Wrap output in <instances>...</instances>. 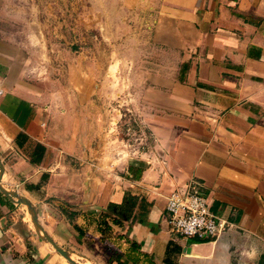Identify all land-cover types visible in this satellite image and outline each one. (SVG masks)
<instances>
[{
	"label": "crops",
	"instance_id": "crops-1",
	"mask_svg": "<svg viewBox=\"0 0 264 264\" xmlns=\"http://www.w3.org/2000/svg\"><path fill=\"white\" fill-rule=\"evenodd\" d=\"M0 91V264H264V0H0ZM123 115L147 138L121 161ZM192 178L210 239L166 228ZM123 192L149 226L100 231Z\"/></svg>",
	"mask_w": 264,
	"mask_h": 264
},
{
	"label": "built area",
	"instance_id": "built-area-1",
	"mask_svg": "<svg viewBox=\"0 0 264 264\" xmlns=\"http://www.w3.org/2000/svg\"><path fill=\"white\" fill-rule=\"evenodd\" d=\"M197 182L192 178L172 187L164 196L166 228L184 239H210L229 228V224L209 208L206 196L196 186Z\"/></svg>",
	"mask_w": 264,
	"mask_h": 264
},
{
	"label": "rangeland",
	"instance_id": "rangeland-1",
	"mask_svg": "<svg viewBox=\"0 0 264 264\" xmlns=\"http://www.w3.org/2000/svg\"><path fill=\"white\" fill-rule=\"evenodd\" d=\"M64 43V42H61ZM66 45V44H65ZM68 46V44H67ZM72 49L78 52V45L76 43H72ZM124 49H126V56H129V47L126 46ZM147 57H143L139 55V60H144ZM170 60V67L171 71L174 68L175 60L173 59L172 55L168 59ZM143 79V74L140 73H126L123 72L121 76L119 77V80H121L122 83L128 82L130 80L134 81H141ZM96 95V93H95ZM115 110H117L120 114L124 111L123 106H118ZM121 119L117 120L116 122L113 121H103L100 120V124H102L101 127L107 126L108 128V136L110 138H107V150L114 155V153H117V158L120 157L121 161L125 159V156L127 155V151H130V149H135L138 146L144 145L146 142L147 135H145L143 128L141 127L139 122L132 121L130 119H127L124 115L121 117ZM108 122V123H107Z\"/></svg>",
	"mask_w": 264,
	"mask_h": 264
},
{
	"label": "trees",
	"instance_id": "trees-1",
	"mask_svg": "<svg viewBox=\"0 0 264 264\" xmlns=\"http://www.w3.org/2000/svg\"><path fill=\"white\" fill-rule=\"evenodd\" d=\"M43 153V148L41 145L36 144L33 147V151L30 155V163H36L38 162V158ZM136 196L133 194H130L128 192H123V196L119 204H113L110 202H107L103 209L99 211L98 219L96 221L97 228L100 231H105L109 227L110 224L119 225L121 220L126 219H135L139 221L140 223H143L147 226L149 224L141 217H134V212H132V207L135 204ZM137 206H139L137 204ZM70 217L73 214H76V212L71 211L68 212Z\"/></svg>",
	"mask_w": 264,
	"mask_h": 264
},
{
	"label": "water",
	"instance_id": "water-1",
	"mask_svg": "<svg viewBox=\"0 0 264 264\" xmlns=\"http://www.w3.org/2000/svg\"><path fill=\"white\" fill-rule=\"evenodd\" d=\"M10 193L12 194V196H13L16 200H18V201H22V202H25L24 199L21 198V196L17 195L16 193H12V192H10ZM33 223L35 224V221H33ZM35 225H36V224H35ZM55 248H56L58 251H60V253H62V254L64 255V257H66L67 259H69L68 254H67L66 251H64L63 249H60V248H58V247H56V246H55Z\"/></svg>",
	"mask_w": 264,
	"mask_h": 264
}]
</instances>
